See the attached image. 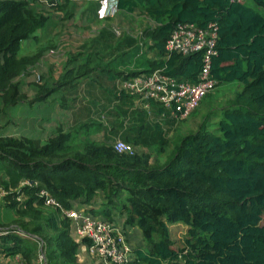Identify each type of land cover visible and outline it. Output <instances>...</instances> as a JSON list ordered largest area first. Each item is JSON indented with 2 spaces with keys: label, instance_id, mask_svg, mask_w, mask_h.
<instances>
[{
  "label": "trees",
  "instance_id": "16d2710c",
  "mask_svg": "<svg viewBox=\"0 0 264 264\" xmlns=\"http://www.w3.org/2000/svg\"><path fill=\"white\" fill-rule=\"evenodd\" d=\"M73 1L57 0L54 12L71 18ZM115 1L121 15L147 19L140 23L143 35L158 57L146 60L145 69L128 72L109 62L92 63L88 55L82 61L69 57L48 91L75 88L98 69L112 79L161 69L170 77L195 82L203 67L202 52L168 53L166 41L178 23L196 28L214 23L213 90L229 89L232 98L211 114L210 125L203 120L194 131L162 143L168 147L161 158L136 148L119 152L113 142L88 136L77 141L76 131L60 132L44 145L1 136L0 171L6 174L0 177L2 189L27 183L0 199V229L7 227L0 230V251L31 264L41 242L47 264H78L80 244L71 221L60 207L45 204L39 194L45 190L62 208L73 207L76 199L89 206L98 203L97 209L88 210L93 218L100 213L110 222L112 210L125 213V223L138 226L146 244L133 247L134 260L127 264H264V0ZM43 2L0 0L2 107L20 101L15 77L29 74L28 67L48 48L20 55L21 43L39 40L38 31L49 26L52 14ZM44 84L39 88L47 87ZM214 117L218 119L212 122ZM128 142L138 145L137 140ZM18 195L22 199L14 200ZM7 218L9 223L4 222ZM173 224L185 230L177 248Z\"/></svg>",
  "mask_w": 264,
  "mask_h": 264
},
{
  "label": "rangeland",
  "instance_id": "374dc122",
  "mask_svg": "<svg viewBox=\"0 0 264 264\" xmlns=\"http://www.w3.org/2000/svg\"><path fill=\"white\" fill-rule=\"evenodd\" d=\"M51 1L52 2H50V0H46V2L44 1L42 4L46 5L44 7L47 10V12H49L53 15L55 13L53 8L56 6L57 0H51ZM244 1H246V0H244ZM47 2H49L48 5H47ZM105 8H106V6H104V8H103L105 19L102 20L101 22L93 23L87 27H79L77 29L75 27V29H73V28H71L70 24L68 23L70 21V19L68 20L67 18L61 20L59 23L58 22L55 23L54 25H53L54 22H51V21L49 22V24H52L53 27H50V29H49L48 38L51 41H55L56 45L54 46V48L52 47V48L48 49L47 52L43 56H41L40 59L34 65H30L28 67L29 71H30L29 74L33 75L35 84H37V83L40 84L42 82L41 77H43V74H40V72L38 73L37 68L43 69V67L45 65L44 63H46L50 60L57 61L58 63L61 62V59L67 58V60H68V58L70 56L66 55V51L69 48V46H68L69 44L73 47V49L75 51V52H73V55L71 56V58L77 56L78 61H82L87 53H89L90 51L92 52L93 48L90 49L91 45L95 44L93 42L97 41L98 38L101 36V34L104 31L107 32V34H108L107 36H110L108 39L110 41H113V40L118 41V42L119 41L124 42L125 40H129V42L131 41V43H128L129 44L128 46L124 47V51L126 52V56L129 59V61H127V62H129V63L126 62L125 66H123V68L117 67L118 70L125 71V72L138 71V70L145 69L147 67L145 61L148 60L146 58H149V59L152 58V51L150 52L147 50L146 46L144 45V41L150 45H151V41L145 39V37L143 35L142 25H141L143 23H146L147 19H143V21H141L138 18L139 16H137L136 14H133L131 17H125L124 15H121L119 13V10L112 11L109 14H106L107 11L105 13ZM122 17H124L123 20H122ZM119 21H121V22H119ZM149 22L150 21H148V23ZM45 34L47 35V32ZM27 42L28 41L22 43L21 48H20V53L23 55L32 56L33 51L27 52L28 51L27 50ZM84 44H85V47L83 48L82 46ZM88 46H90V47L88 48ZM145 48H146V53H145ZM109 51H110L111 55L112 54L117 55L116 51L118 52V50H116L115 48H110ZM83 54H85V55H83ZM146 54L148 55V57ZM111 55H110V57H111ZM117 64H119V62H117V61L109 62V65H113V66L115 65L116 66ZM29 74H23L21 76L15 77L14 82L19 83L20 90H21V86H22V84H21V79H23L22 77L29 75ZM127 79L123 80V78L121 76L114 78L111 85L113 84V87H115V88H112V86H111V88L114 90V92H116V95L118 97L109 96L107 109L106 108L103 109L105 111H99L101 109H99L98 106L95 105V103L101 104L104 102L105 94H101V93L98 94V93L94 92L95 93L94 95L96 96V99L94 100V97H92L93 96L92 93H89L86 90L87 87H86V81H84V78H82L78 81V83L76 84V87L78 85L79 86L77 88H74L73 89L74 91L73 90L69 91V92H72V94H73L72 96H75V99L73 100V102L75 103L76 110L80 109L81 106L87 105L93 111L91 114V118L93 120L85 121V122H87L86 124H80L79 126L77 125V127H75V129L70 130V132H74V131L77 132V136H76L77 141L85 136V134H84V132H86V131H84L85 129L79 128L83 125H86V126L92 125L93 126V125L98 124L99 128H105L108 130V132H110L112 129L111 132L114 134L116 132V130H117V132L119 131L117 129V127H118V124H120V122L123 123L125 121L124 122L125 124H127L129 122L128 118H130V116H133L134 110L132 109V107H134V106L133 105L118 106V103H120V101H121L119 99V97H121V96H119V95H122V93L131 94L130 91H127L126 89H124V87H122L123 83ZM116 83H118V85ZM52 85L53 84H51L49 87H51ZM49 87L47 89H49ZM19 94H21V93H19ZM230 98H232V93L229 89L228 90L225 88L219 89V88L215 87V89L212 92H210L208 95H206L201 100V102L196 107V109L193 111V113H190L185 119L178 120L175 122V125L173 126V130H172V132H173L172 136L175 137V136H178L180 134L189 133V132L194 131L195 129H197L198 124L201 123L203 120H207L208 124L210 125L209 120L213 117L211 114L215 113V111H218L219 108L221 107V105ZM22 99H23V97L20 99V101L18 103H20L22 101ZM47 99H48L47 100L48 104H51L52 103V102H50L51 98H47ZM16 104H14L15 106L11 105V106H7V107H2L1 102H0V137L1 136H7L4 134H8L6 132L8 130L16 129L17 131H19V129L22 128V125L24 123L23 118L26 117V114H25V111L22 109V107H20V105H16ZM156 105L158 106V104H156ZM107 110H109V111H107ZM209 117H210V119H209ZM217 119H218V117L217 118L214 117L212 122L217 121ZM195 124H196V126H195ZM126 126H128V125H126ZM126 126L124 127V125H123L122 129L126 128ZM89 127H91V126H89ZM87 130H88V128H87ZM97 130H99V129H97ZM123 131H124V129H123ZM60 132L67 133V132H64L62 130H60ZM60 132L58 131L56 134H54L50 137L46 136L45 140L31 139V138H26L24 136H22V137L11 136V137L19 138V139L24 138V139H27L30 141L32 140L35 143H37L38 145H44L51 138L56 137ZM147 133L148 132L146 131L144 136H147L148 135ZM97 134H96V136H97ZM173 137H172V139H173ZM114 138L115 139H112L113 143H115L117 141H123V142L130 144V146H132V149L133 148H136V149L140 148L139 145L134 146L133 144L128 142V141H130L129 138L126 139L124 137H121L120 135H118V136L115 135ZM170 141H171V139H170ZM147 147L149 148L148 151L150 153L152 152V154H153L152 156H158L159 158H161L164 156V154H165L164 152L167 150L168 146H166V144L165 145L164 144H162V145H152L151 144V145H147ZM4 164L6 165V163H4ZM1 166L4 167L3 162H0V167ZM1 173L2 172L0 171V177L2 175ZM5 175L6 174L4 173L2 176L4 177ZM26 183H27L26 180H24L22 182H18L15 186H12L9 189V191H7V192L5 191V189L3 190L2 186L0 185V199H2L3 196L6 195V193H8V192L17 191L21 186H23ZM20 198L22 199V197L20 195H18L17 197L14 198V200L19 201ZM75 201L78 203L80 202V203L84 204L79 199H76ZM90 209H93L92 206H90L88 210H90ZM111 216H112L113 220L110 222L106 218H102V219L108 223L113 224V226L116 228L117 233L121 232V235H122L121 238L123 241L122 243L127 248H129L130 252H131L130 255L127 254V257L129 256L128 257L129 261H127V263L132 262L134 260V257H133L134 255L132 254L131 250L133 249V247L146 245L144 236H143L142 232L139 230L138 226L125 223V220L127 217L125 213L120 214L119 211L112 210ZM4 222L9 223L10 221L7 218L4 220ZM9 226L10 227H8V228H16L15 225H9ZM5 229H7V227L0 229V230H5ZM16 234H19V232L16 231ZM72 234L75 237L77 242H81V244L83 246H84V243L86 244V242L83 241L84 239L82 237H79V235L77 236V234H75V231L73 230V228H72ZM22 235H20V236H22ZM171 237L176 242L173 246L174 248H177L178 245L180 246L181 244H183L184 237H185V230L182 227V225L173 224L171 226ZM0 242H1V240H0ZM13 243H14V241H13ZM25 244L28 245L29 247H32V244H30V243H25ZM86 247L88 250L87 244H86ZM34 252H36V258L34 259V256L31 255V257H30V263L31 264H47L45 256H44V252L42 251V243L41 242L36 245V249L34 250ZM31 254H34L33 251ZM128 258H127V260H128ZM22 263H24V261L21 260L20 256H14V257L7 256V255L3 256L2 253H0V264H22ZM77 263L78 264H108L104 261V259L102 257H100V255H96V254L91 253L90 249L88 251H86V253H84L83 250L78 253Z\"/></svg>",
  "mask_w": 264,
  "mask_h": 264
},
{
  "label": "crops",
  "instance_id": "0c3cea01",
  "mask_svg": "<svg viewBox=\"0 0 264 264\" xmlns=\"http://www.w3.org/2000/svg\"><path fill=\"white\" fill-rule=\"evenodd\" d=\"M103 8H104V4L102 0L73 1V10H72L73 15L71 18H69L70 21L68 23L70 24L71 28L75 29L76 27L77 29L79 27H87L96 22L97 23L101 22L102 20L105 19ZM63 16H64L63 12L56 11L52 15L51 22H54L53 25L63 20ZM53 25L49 24L47 28L38 31L39 40L30 39L23 41V42L28 41L27 52L33 51L32 54L34 55L38 53L41 49H45V46H48V48H46V50L43 52L42 54L43 56L48 49L52 48V46L48 45L49 42L53 44V46L55 45V41H51L48 38L49 29L50 27H53ZM46 32L47 35L45 34ZM107 35H108L107 32L104 31L101 34V36L98 38V40L93 42L95 44L91 45L90 49L93 48L92 52L90 51L86 55L90 56V58L92 59V63H96L98 61L100 63L117 61L119 62V64H117L116 66L114 65L115 67L113 65L110 66L114 68L117 67L123 68V66H125V63L129 61L128 57L126 56V52L124 51V47L128 46L129 45L128 43H131V41L130 42L129 40H125L124 42H120V41L118 42L114 40L110 41L108 40L110 36ZM144 45L146 46L148 51L150 52L152 51V58L150 59H154L158 57L156 52L149 48L150 44L144 41ZM68 46L69 48L66 51V55L67 56L69 55L71 57L73 55V52L75 51L70 44ZM82 47L84 48L85 44ZM89 47L90 46H88V48ZM110 48H115L116 50H118V52L116 51L117 55L114 54L111 55L109 51ZM146 48H145V53H146ZM20 55L28 56V55H23L21 53ZM66 61L67 58L61 59L60 63H58L57 61L50 60L44 63L46 66L44 65L43 69L37 68L38 73L40 72V74H43V77H41L42 82L40 84L34 83V78L32 74L22 77L23 79H21L22 86L20 92L23 96V99L20 103H17L16 105H20V107H22V109L25 111L26 117L23 118L24 123L22 125V128L19 129V131H17L16 129L8 130L6 131L8 134H4V135L15 136V137L24 136L26 138H31V139L45 140L46 136L50 137L56 134L58 131L60 132V130L64 132H70V130L75 129L77 125L79 126L80 124H86L87 122L85 121L93 120L91 118V114L93 111L89 106L84 105L81 106L80 109L76 110L75 103L73 102L75 96H72L73 95L72 92H69L72 91L74 88L57 89V90H53L52 92L47 90V88L51 84H53L55 80H57L61 75L62 68L65 65ZM113 80L114 78L112 79L109 76V73L106 70H102V69L94 70L87 77H84V81H86V87H87L86 90L89 93H92L93 95L92 97H94V100L96 99L94 92L98 94L100 93L105 94L104 97L105 100L103 103L101 104L95 103V105H97L98 108L101 109L99 111H105L103 109L105 108L107 109L109 96L118 97L116 95V92H114V90L112 89L115 88L113 87V84L111 85ZM42 84L46 85L47 87L39 88V85ZM116 84L118 85V83ZM77 87L75 86V88ZM42 93L45 95L39 99H36L38 95ZM119 96H121L119 97L121 101L120 103H118V106H122V105L134 106V107L131 106L134 112H133V116H130V118H128L129 122L127 124L124 123L125 121L123 123L120 122V124H118L117 127L119 131L117 132L116 130L114 134L111 132L112 129L110 132H108V130L105 128H99L98 124L93 126L89 125L91 127L83 125L79 128L85 129L84 130L86 131L84 132L85 136H88L91 139L100 142L110 143L113 142L112 139H115L114 138L115 135L116 136L120 135L121 137H124L126 139L129 138V140L131 141L137 140L138 145L140 147L138 149L146 151L149 150L147 145H151V144L161 145L173 135L172 130L177 119L174 117L173 113L170 110L159 107L154 102H146L144 100H141L139 96L134 93L131 94L122 93V95ZM47 98H51L50 101L52 102L51 104H48ZM123 125L124 127L128 125L126 126V128H123L124 131L122 129ZM87 128L89 131L87 130ZM146 131L148 132L147 133L148 135L144 136ZM95 133L96 134L98 133L97 136ZM98 205L99 204L97 203V205L95 204L94 206H92V208L97 209ZM89 207H90L89 205H85L80 202L78 203L74 201L73 207H71L70 209H78L84 211L85 213H88ZM111 214L110 217H112ZM105 217L100 213L96 214V219L103 220L102 218ZM78 243L80 244L78 248V253L81 252L82 250L84 253H86V251H88L86 244L84 243L85 246L84 247L81 244V242ZM0 253H2V255L4 256L3 252L0 251Z\"/></svg>",
  "mask_w": 264,
  "mask_h": 264
},
{
  "label": "built area",
  "instance_id": "2783aa9c",
  "mask_svg": "<svg viewBox=\"0 0 264 264\" xmlns=\"http://www.w3.org/2000/svg\"><path fill=\"white\" fill-rule=\"evenodd\" d=\"M102 2L106 6V14L117 10L115 0ZM216 38L214 23L205 28L178 23L167 39L165 48L168 53L184 55L201 51L203 67L197 80H178L166 75L161 69H155L148 74L129 78L122 87L137 94L141 100L154 102L159 107L170 110L176 119H185L215 86V81L210 75V59L216 53ZM114 148L119 152L131 153L133 150L130 144L123 141L115 142ZM39 194L44 197L46 204L61 208L62 213L70 219L77 236L90 240L87 246L91 253L100 255L108 264H126L129 261L127 254L130 255V249L122 243L121 232L117 233L113 224L93 218L82 210L62 208L45 190H41Z\"/></svg>",
  "mask_w": 264,
  "mask_h": 264
}]
</instances>
